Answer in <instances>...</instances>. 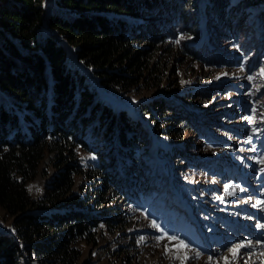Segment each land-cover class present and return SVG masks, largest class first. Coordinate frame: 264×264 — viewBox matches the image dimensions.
I'll list each match as a JSON object with an SVG mask.
<instances>
[{
    "label": "trees",
    "instance_id": "1",
    "mask_svg": "<svg viewBox=\"0 0 264 264\" xmlns=\"http://www.w3.org/2000/svg\"><path fill=\"white\" fill-rule=\"evenodd\" d=\"M263 3L0 0V206L14 218L12 229L0 227V264H90L80 242L99 244L101 224L126 230L140 207L162 213L172 195L169 169L154 154L145 119L160 139L195 134L182 153L161 146L160 155L171 156L184 190L185 182L202 183L209 165L198 154L211 131L223 132L213 125L226 118H209L229 109L219 98L226 91L199 88L183 97L204 110L202 123L171 99L154 101L153 109L139 103L134 113L102 91L159 87L167 66L182 56L220 66L235 65L238 58L255 75L254 86L247 83L251 93L242 88L240 95L254 106L255 125L264 104V75L255 66L256 56L264 55V9L257 11ZM248 17V31L260 22L259 37L239 30ZM204 24L214 32L216 49L197 43ZM211 94L219 96L212 104ZM81 151L94 160L85 162ZM50 154L56 171L36 198L27 184ZM173 200L171 209L177 208ZM117 250L122 264H130L131 248Z\"/></svg>",
    "mask_w": 264,
    "mask_h": 264
},
{
    "label": "rangeland",
    "instance_id": "2",
    "mask_svg": "<svg viewBox=\"0 0 264 264\" xmlns=\"http://www.w3.org/2000/svg\"><path fill=\"white\" fill-rule=\"evenodd\" d=\"M263 9L264 5L257 8V11L261 12ZM249 21L248 17L243 24ZM245 24L244 28L239 29L243 31V35L251 31L256 37L262 34L259 28L260 22L257 24L256 31L254 29L246 30L248 24ZM209 27L208 24H204L201 28L202 39L197 41L199 45L201 44L200 46L214 45L212 42L214 32H211ZM235 45L238 44L235 43ZM160 54L161 51L157 50L153 57L158 59ZM202 54L206 56L204 53ZM196 58L186 59V56H182L178 57L173 64L170 63L167 66L165 80L159 87L144 83L127 91L110 93L103 90L102 92L104 97L117 107L126 108L134 113H138L136 105L139 103H146L150 105V109H153L152 103L164 97L174 100L178 104L183 103L195 118L205 121L204 110L200 106L188 105L183 97H188L190 92L199 88L213 90L211 93L217 90L226 91L223 96L218 97H225L224 103H227L225 106L231 107L222 113L213 112L212 117L208 116L211 117L209 119L227 116L229 120L225 121L226 124L219 119L218 123L213 126L223 128L227 126L225 129L232 133L231 139L221 140L220 146L207 141L206 146L201 150L202 153L198 154V156L207 155L210 158L207 163L215 164L205 170L209 172V176H206L204 180L207 182L206 179L209 178L208 188L213 191L201 193L197 188L198 181L195 180L189 183V187H192V196L185 198V200H193L204 206V214L208 220H211L210 230L208 233L206 230L202 231L201 238L193 226L186 225L187 222L190 223V220L182 207L179 209L184 211L180 214L183 217L178 220L172 219V221L175 220L172 227H170L169 218L164 224L163 216L159 218L156 214L151 215L146 212L148 207H140L138 212L133 211V218L126 230H109L105 224H101L98 230V233H101L99 244L89 245L85 241L80 242L84 248L83 259L90 264H122L123 254L117 249L123 245H128L131 248L130 264H225V258L229 264H264V227H261L264 225V203H262L264 201V163H261L264 161V104L263 112H261V108H258L261 114L257 116L255 125H252L251 114L237 109L234 104V101L239 100L236 87L245 86L246 83H251V80L254 86L255 75H251L250 71L247 72L245 64L238 58L235 65L225 66L209 63L207 60L202 61L204 63L202 64ZM257 58L255 66L261 72L264 66V55L260 53ZM251 91L252 89L249 88L246 90L250 93ZM211 96L212 98L208 100L210 104L219 99L215 94H211ZM144 121L148 129L152 131V126L146 119ZM151 134L155 138L154 142H157V146L162 145L172 153H176L177 150L182 153L186 150L187 139L195 138V134L188 136L185 131L182 133L183 139L180 141L168 137L158 139V136L154 135L155 133L151 132ZM211 134L216 135V132L212 131ZM214 139L217 140L215 137ZM157 146L154 152H157ZM237 147L240 149L239 156L234 155L238 152H235ZM232 155H234L233 158H236L235 161L230 160L229 156ZM51 156L52 154L45 158L37 177L27 184L30 193L36 198L45 194L47 182L56 171L50 159ZM80 156L85 162L94 160V155L86 151H81ZM170 157L159 154L157 156L161 161L167 162L169 169L171 168L175 172L176 169L172 165ZM145 158L147 159V157ZM220 159L226 161L227 168L220 169V163L217 162ZM147 161L149 162L151 159L149 158ZM235 162L237 168L234 167ZM81 180L80 178L78 182ZM176 180H178L177 175L170 178L174 184ZM172 198L174 199V196L171 195L167 201L166 209L170 206ZM173 201L178 204L176 200ZM190 211L192 212V210ZM13 220L14 218L10 217L0 206V227L12 229ZM192 229L194 233H191ZM209 235L213 239L211 242ZM172 237L176 239H170ZM181 241L187 245L186 248L183 247ZM249 242L250 246L241 248L239 255L234 257L230 249L235 248L238 244L248 245ZM209 257L212 258L211 261Z\"/></svg>",
    "mask_w": 264,
    "mask_h": 264
},
{
    "label": "snow or ice",
    "instance_id": "3",
    "mask_svg": "<svg viewBox=\"0 0 264 264\" xmlns=\"http://www.w3.org/2000/svg\"><path fill=\"white\" fill-rule=\"evenodd\" d=\"M261 74L264 75V69L261 70ZM249 79H252V77H249ZM261 163H264V161H261ZM234 194V193H233ZM262 203H264V201H262ZM261 227H264V225H261ZM170 239H176L175 237H172ZM181 244L183 245V247H187V245L183 244V241H181ZM250 246V242L248 245L245 244H238L235 246V248L230 249V251L233 253L234 257L239 255L240 249L244 248V247H249ZM211 257H209V260L211 261ZM225 264H229L227 258H225Z\"/></svg>",
    "mask_w": 264,
    "mask_h": 264
},
{
    "label": "water",
    "instance_id": "4",
    "mask_svg": "<svg viewBox=\"0 0 264 264\" xmlns=\"http://www.w3.org/2000/svg\"><path fill=\"white\" fill-rule=\"evenodd\" d=\"M0 230H2V229H0Z\"/></svg>",
    "mask_w": 264,
    "mask_h": 264
}]
</instances>
